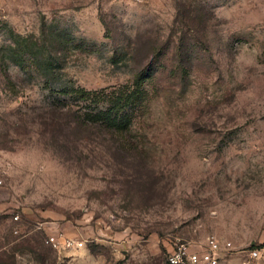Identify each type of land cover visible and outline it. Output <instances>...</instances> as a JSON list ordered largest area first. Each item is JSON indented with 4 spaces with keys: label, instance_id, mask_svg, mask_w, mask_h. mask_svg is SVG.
Returning a JSON list of instances; mask_svg holds the SVG:
<instances>
[{
    "label": "rangeland",
    "instance_id": "374dc122",
    "mask_svg": "<svg viewBox=\"0 0 264 264\" xmlns=\"http://www.w3.org/2000/svg\"><path fill=\"white\" fill-rule=\"evenodd\" d=\"M0 171V264L264 249V0H0Z\"/></svg>",
    "mask_w": 264,
    "mask_h": 264
},
{
    "label": "built area",
    "instance_id": "2783aa9c",
    "mask_svg": "<svg viewBox=\"0 0 264 264\" xmlns=\"http://www.w3.org/2000/svg\"><path fill=\"white\" fill-rule=\"evenodd\" d=\"M5 185L4 174L0 171V191ZM19 216H13L17 221ZM44 243L57 253L66 250H79L85 245V241L77 240L58 233L47 236ZM264 253L263 248L250 249L248 251L236 250L230 242L220 241L214 237L207 238L202 245H194L186 241H175L167 253L166 264H222L228 258L242 254L246 256L239 264H256V261Z\"/></svg>",
    "mask_w": 264,
    "mask_h": 264
},
{
    "label": "crops",
    "instance_id": "0c3cea01",
    "mask_svg": "<svg viewBox=\"0 0 264 264\" xmlns=\"http://www.w3.org/2000/svg\"><path fill=\"white\" fill-rule=\"evenodd\" d=\"M104 236H100L99 233L94 232L93 230L90 232L91 240H94L93 242H100V244L104 246H112L114 244V239H118L120 237H112L110 232L104 231ZM170 250V249H169ZM79 256L86 258L87 264H105V260L98 259V255L95 256L92 254L88 249L82 250L81 253H79ZM102 257V256H99ZM239 259L235 256H232L228 258L225 262H222V264H239ZM79 264H85V260L83 263ZM139 264H154L151 259L148 257V255H144L141 262Z\"/></svg>",
    "mask_w": 264,
    "mask_h": 264
},
{
    "label": "trees",
    "instance_id": "16d2710c",
    "mask_svg": "<svg viewBox=\"0 0 264 264\" xmlns=\"http://www.w3.org/2000/svg\"><path fill=\"white\" fill-rule=\"evenodd\" d=\"M136 80H138L136 78ZM76 94H78V98L82 101H90L91 98H95V92H88V91H84V90H77L75 91ZM94 94V95H93ZM133 99H134V95L130 94L127 96H120L119 98H115V100L113 102H111L112 107H114L115 109H117L118 111L123 110L125 105H129L130 103H133Z\"/></svg>",
    "mask_w": 264,
    "mask_h": 264
}]
</instances>
